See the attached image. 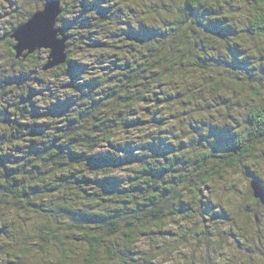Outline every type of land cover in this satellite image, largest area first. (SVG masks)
Here are the masks:
<instances>
[{"label": "trees", "instance_id": "16d2710c", "mask_svg": "<svg viewBox=\"0 0 264 264\" xmlns=\"http://www.w3.org/2000/svg\"><path fill=\"white\" fill-rule=\"evenodd\" d=\"M236 1L240 4L234 6L224 0H155L146 11L156 27L136 32L113 25L116 29L104 33L99 44H112L116 57L107 48L100 55L109 66L95 76L96 93H87V84L84 90L74 84L71 96L43 98L44 106L34 101L31 85L25 91L14 90L17 82L0 85V264H32L36 253L53 255L56 264H137L132 247L141 239L151 246L140 254L150 264L161 254L154 240L166 234L162 230L169 219L191 215L200 220L203 210H224L209 204L211 183L243 159H254L256 167V159L264 160V64L249 56L255 41L264 40V0ZM44 2L33 0L23 22ZM60 3L58 18H63L67 8ZM236 12L246 16L243 35L232 20ZM220 13L231 18L227 27L220 26ZM104 17L100 12V24ZM218 38L225 41L224 51L209 48ZM117 41L128 42L127 49L113 44ZM14 43L7 41V48L19 64L40 61L38 52L15 58ZM67 43L66 62L41 76L66 77L79 65ZM212 89L226 95L222 108L240 99L248 104L240 128H216L218 145L209 136L211 122L203 141L181 139L169 153L163 136L150 141L144 136L142 127H161L176 111L195 106L208 114L202 96ZM194 123L193 128H202L205 121ZM130 130L135 143L123 145H134L139 154L116 145ZM224 135L229 140L221 139ZM181 143L186 150H180ZM144 145L152 161L146 160ZM131 161L138 166L127 167L124 180L112 176ZM254 180L264 190L261 179ZM246 198L264 210L251 189Z\"/></svg>", "mask_w": 264, "mask_h": 264}, {"label": "rangeland", "instance_id": "374dc122", "mask_svg": "<svg viewBox=\"0 0 264 264\" xmlns=\"http://www.w3.org/2000/svg\"><path fill=\"white\" fill-rule=\"evenodd\" d=\"M61 1L63 2V7L67 8V13L63 18H57L56 26L62 28L69 37L67 51L73 55V61L79 64L70 68L66 77H53L49 73L46 76H41V73H46L55 68L44 72L41 70L48 55L47 49L41 48L34 51L38 52L40 61L36 62L35 59H31L23 61V64H19V60H15L8 52L7 45L9 46V44H7V41L8 43L12 41L9 38V34L25 22H23L24 17L21 16L26 11L32 10L33 0H4V3L0 4V85L17 82L19 87L15 86L14 90L21 91L27 90L28 86L31 85L36 88L33 91V94L36 95L34 101L38 104H41L42 101L44 106L46 104L43 98L55 101L56 99L54 98L57 97L66 98L71 96L72 90L70 89L74 84L82 90L85 89L83 84L91 86L86 91L89 94L97 92L94 91L95 88L92 85L95 76L109 66L106 65L100 55L106 54L105 49L107 48L109 50L112 49V57H116L112 44L105 47L99 44L100 40L104 38V33L116 29L113 25L122 26L120 28L122 30H136V32H139L142 27H156L154 19H152L153 15L146 11V9L155 4V0H85L81 5L80 2L76 3V0ZM224 1H228L234 6L240 4L236 0ZM221 11L227 10L224 8ZM100 12L105 13L102 24L99 22ZM219 16L222 18L221 22L219 21L220 26L227 27L228 23L236 20L240 33L242 35L245 33V15H239L236 12L232 20L229 16H225V13H220ZM203 20L206 22V18ZM126 21L129 22L130 26L124 24ZM88 28L94 29V34L88 33ZM158 30H160V27H157L156 31ZM149 33L147 32V34ZM223 42L225 41L218 38L217 40H211L208 45L209 48L215 46L220 47L224 51L226 47L223 46ZM113 44L121 45L120 49L124 50L127 49L129 43L117 41ZM253 47L255 51L252 50ZM250 48L251 53L249 54ZM250 48L245 51V54H249L251 61L257 64H264V40L255 41ZM212 51L208 53L209 56H211V53L216 52V50ZM88 68L91 71H95L91 74L87 73ZM21 81L25 83L21 84ZM217 96V91L214 89L208 90L203 94L202 99L209 110L208 114H204L205 111L202 112L201 109L199 110L195 106L191 110L187 109L185 113L176 111L175 114L166 116L163 119V124H160L162 125L161 127L153 124L149 125L150 123L142 127L144 136L148 137L149 141L155 139L159 134L161 138L163 136L165 140L163 145L167 147L168 151L166 152L169 153V148L176 146L181 139L187 144L193 138L203 141V136L208 135L206 130L207 122L208 124L211 122V127L214 129L221 128V125H224L225 129L231 130L240 128L245 118V110L248 106L247 101L235 100L236 105L230 108L225 107V109L221 105L224 104L226 95ZM196 120L205 121L206 124L203 123L202 128H193L192 125L195 126L194 121ZM211 127L209 136L218 145L220 137L216 136L217 129L213 130ZM130 132V134L125 133L126 135L118 136L116 145L135 143L136 133L133 130H130ZM197 133H200V135H197ZM212 134L213 136L211 137ZM222 138L226 141L229 140V137L225 135ZM124 147L126 150H130V155L139 154L138 149L134 148V145L132 147L129 145ZM144 148L145 151L142 153L147 154L146 158H149L146 160L152 161L148 145H144ZM262 148L264 150V145ZM186 149L187 147H184L181 143L180 150L184 151ZM104 150L101 149V152H104ZM256 160L260 162L257 163V167L254 164V159H243L242 163L237 168L235 167L236 169L227 170L221 180L211 183L209 188L210 196L207 194L209 204L210 206H212V203L216 206L220 205L221 208H224L223 211L214 214L211 210L207 212L203 210L200 214L204 217L200 220L191 215L184 217L186 220L182 218L169 219L162 230L166 234L154 240V245L159 248L158 252L161 254H158L153 259L150 258L151 261L149 263L264 264V210L256 205H249L246 198L248 189H250L249 180L260 178L264 183V160ZM135 166H138V163H134V161H131L130 166L127 163H122L114 169L112 176L124 180L129 173L127 167ZM1 245L3 244L1 243ZM149 247L151 246L145 239H141L132 247L135 252L133 257L137 264H146L140 254L150 249ZM55 260L53 255L41 256L36 253L30 259V262L32 264H56Z\"/></svg>", "mask_w": 264, "mask_h": 264}, {"label": "water", "instance_id": "95a60500", "mask_svg": "<svg viewBox=\"0 0 264 264\" xmlns=\"http://www.w3.org/2000/svg\"><path fill=\"white\" fill-rule=\"evenodd\" d=\"M60 13V0H47L23 24L14 29L10 38L15 42L13 45L15 58L26 57L43 48L48 50L46 61L41 68L43 71L65 63L68 36L62 28L56 26ZM249 187L253 197L264 206V190L261 185L252 179Z\"/></svg>", "mask_w": 264, "mask_h": 264}, {"label": "clouds", "instance_id": "9594fccd", "mask_svg": "<svg viewBox=\"0 0 264 264\" xmlns=\"http://www.w3.org/2000/svg\"><path fill=\"white\" fill-rule=\"evenodd\" d=\"M4 3V0H0V4H3Z\"/></svg>", "mask_w": 264, "mask_h": 264}]
</instances>
